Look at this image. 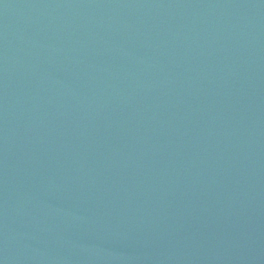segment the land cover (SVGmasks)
<instances>
[{
  "label": "water",
  "instance_id": "water-1",
  "mask_svg": "<svg viewBox=\"0 0 264 264\" xmlns=\"http://www.w3.org/2000/svg\"><path fill=\"white\" fill-rule=\"evenodd\" d=\"M0 264H264V0H0Z\"/></svg>",
  "mask_w": 264,
  "mask_h": 264
}]
</instances>
